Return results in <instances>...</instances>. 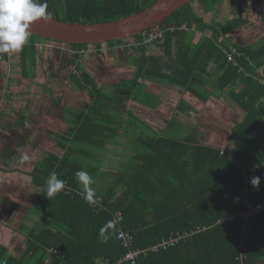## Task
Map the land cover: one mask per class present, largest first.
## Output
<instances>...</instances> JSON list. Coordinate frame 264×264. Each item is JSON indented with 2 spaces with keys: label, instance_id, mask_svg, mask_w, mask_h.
Here are the masks:
<instances>
[{
  "label": "trees",
  "instance_id": "obj_1",
  "mask_svg": "<svg viewBox=\"0 0 264 264\" xmlns=\"http://www.w3.org/2000/svg\"><path fill=\"white\" fill-rule=\"evenodd\" d=\"M156 1L47 0V11L52 18L58 17L64 22L95 25L127 18L144 11ZM224 1L193 0L172 14L166 22L178 29L174 33L168 31L165 42L167 46L173 37H180L186 54H182L185 59L178 62L180 69L176 70V76L180 77L176 79L182 78L185 83L196 84L202 73H208L209 63H217L221 90L231 87L230 100L245 112L244 120L234 129V149L228 152L200 144L193 146L190 139H187L190 144H179L163 137L141 140L142 153L137 157L143 160V167L137 174L138 179L145 182L156 180L158 183L152 181L150 188L143 189V185L137 186L134 182L117 200L113 197L99 200L95 196L96 204L88 205L80 193L72 191L79 186L74 173L84 169L82 162L75 157V149L81 146L105 148L107 142L115 139L113 132L109 131L111 129L102 122L111 120L102 111L110 106L104 103L100 89L89 82L90 75L83 69V55L79 52L91 45L65 44L31 35L17 53L22 64L18 73L22 78L42 83L36 78L38 74L41 76L38 63H45L47 58L38 61L41 58L39 54H43L38 51V43L47 48L54 47L56 65L64 60L65 64L73 65L69 82L77 91L86 92L90 100L82 109L72 110V118L67 120L70 128L64 141L59 143L61 153H48L38 161L37 174L34 175L36 185L45 186L46 178L53 171L68 183L50 200L46 197V187H43L38 201L54 224L53 228L40 233L38 242L40 240L57 249L59 258L64 257L68 264H98L100 258L107 264H118L128 252L117 240L122 230L132 235V249L144 252L137 259V264H264L260 262L264 260V211L252 214L247 221L243 218L227 221L247 211L243 207L245 200L252 206L264 203V166L257 167L264 163V86L261 85L264 80V40L256 44L257 47L238 43L230 45L233 33L249 24L242 0L235 1L237 16L224 23H208L206 16L197 17L192 8L195 3H201L210 15ZM36 2L43 3L44 0ZM262 19L264 21V17ZM155 29L168 30L160 25L146 33L108 44H119L125 40L137 42L134 49L142 48L139 50L142 53L140 68L149 70L150 62L143 53ZM191 29L202 34L208 32L211 36H203L197 45L189 46L185 35ZM193 36L191 33L190 37ZM227 50L232 54L229 58ZM60 54L64 56L61 61ZM97 116L103 119L98 121ZM26 118V114L20 113L19 124L25 126ZM148 149L151 153L149 159L160 160L162 156L170 167L162 170L159 161L157 165L149 163L146 158ZM179 150L181 155L188 152L190 158L180 161ZM254 176L260 177V185L256 188L250 183ZM134 199L145 200L153 208L147 205L140 208V203L131 202ZM246 225L249 227L245 244L248 251L242 259L238 249L239 234ZM102 227L106 228V242L99 235ZM198 228L205 230L198 231ZM164 242L169 243L166 248H160L157 253L149 251ZM31 248L35 252V245ZM40 257L45 261L43 256ZM59 258L50 264H62Z\"/></svg>",
  "mask_w": 264,
  "mask_h": 264
},
{
  "label": "crops",
  "instance_id": "obj_2",
  "mask_svg": "<svg viewBox=\"0 0 264 264\" xmlns=\"http://www.w3.org/2000/svg\"><path fill=\"white\" fill-rule=\"evenodd\" d=\"M191 33H194L193 38L190 37ZM203 36L209 38L211 34L208 32L202 34L197 29H191L187 31L185 38H188L189 46H195ZM118 41L121 40L112 42ZM108 43L88 46L79 53L83 55V69L90 75L89 82L100 89L103 101H106L104 103L110 106L102 111L110 116L111 120L106 119L102 122L107 129H111L109 131L113 132L115 139L122 136L129 148L111 139L105 148L100 147L102 150L99 153L107 152L105 157L100 158L90 155L96 150L93 147L81 146L75 149L76 155H81L85 160L81 161L83 170L95 180L92 185L95 193H101L96 195L97 199L113 197L117 200L134 182H137V186L143 185V189L150 188L152 181L158 183L156 180L145 182L138 179L137 174L143 167V160L137 157V154L142 153L141 140L163 137L172 142L186 144L189 143L187 139H190L194 142L193 146L200 144L228 152L234 149V129L237 123L244 120L245 112L230 100L231 87L221 90L216 62L209 63L208 73L206 75L202 73L199 81H195L196 84L193 85L194 82L185 83L182 78L176 79L180 77L176 76V70L180 69L178 62L185 59L182 54H186L180 37H173L167 46L165 42L160 46L147 47L143 55L149 60L150 65L149 70L143 71L140 68L142 53L139 51L142 48L134 49L137 42L125 40L114 45ZM250 45L257 47L256 44ZM38 46V51L43 53L39 54L40 59H46L47 55L56 56L54 47L47 48L46 45L39 43ZM226 54L228 58L232 55L228 50ZM18 57L17 53L6 56L0 54L1 61L5 63L14 61L15 66L21 71L22 64ZM107 62H110V65ZM95 65L97 68H92ZM110 90L117 93L116 98H112L107 93ZM132 117L141 119L142 124L138 128H134L133 123L128 121ZM97 119L99 121L103 118L97 116ZM128 139L136 140L139 146L132 147L128 144ZM30 143L33 144L31 141ZM59 151L60 148H57V151L51 154L59 155L61 153ZM167 152L169 153L168 149ZM21 155L16 156L14 164L8 166L0 164V264H50L52 260L60 257V253L44 242L40 240L38 242V237L44 229L54 227L48 211L38 205L45 186L36 185L37 180L34 175L37 174L36 165L38 161H42L43 154L37 151L33 155L28 154L30 159L26 162H21ZM150 155L148 149L146 158L149 163L154 162V165H157L159 161L162 170L170 167L164 157L161 156L160 160L149 159ZM177 155L180 156V161L190 158L188 152L181 155L180 150ZM99 159L101 161H97ZM105 171L112 174L107 177L108 181H103L101 178V173ZM149 171L153 172L150 169ZM67 184L66 182L65 186ZM99 186L107 187L106 191L98 190ZM72 191L81 193L82 188L79 185ZM131 202L140 203V208H143V205L153 208L145 200L134 199ZM247 203L250 202L243 201L244 208ZM117 240L120 242L118 238ZM32 245H35V252L32 251ZM40 256H43L45 261ZM59 260L62 264H68L64 257ZM260 262L264 263V260ZM97 263L107 264V261L100 258Z\"/></svg>",
  "mask_w": 264,
  "mask_h": 264
},
{
  "label": "rangeland",
  "instance_id": "obj_3",
  "mask_svg": "<svg viewBox=\"0 0 264 264\" xmlns=\"http://www.w3.org/2000/svg\"><path fill=\"white\" fill-rule=\"evenodd\" d=\"M235 1L225 0L210 15L201 3H195L192 8L197 17L206 16L208 23H224L228 18L237 16V4ZM242 6L249 24L233 33L230 44H259L264 40V21L262 19L264 17V0H242ZM208 15L209 17H207ZM13 57L16 58V56ZM108 57L110 58L109 55ZM62 59H64V56L60 54L59 61ZM38 61L42 62V59ZM107 64L110 65V62H107ZM38 65L41 67V76L38 74L36 78L42 83L28 80L31 84L28 83L25 86L19 85L11 88L1 84L6 77L3 75L5 73L12 74V71L17 73L18 71L13 68L12 64H0V92L1 94L5 91L11 92V94L14 92L13 95L7 97L0 95V164L4 166L14 164L16 156L25 152L27 155H33L37 151V153L43 154V157L48 153L56 152L57 148H59V143L64 141V136L67 135V131L70 128L67 120L72 118V110L82 109L89 99L86 92L77 91L76 87L69 82V74L72 72L71 66L73 65L65 64L64 60L57 66L56 56L54 55L52 57L47 55L46 62L38 63ZM92 68L97 67L95 65ZM107 93L112 98L117 97V93L114 90H110ZM9 105H13V107H8ZM116 107L119 108L118 105ZM19 113H24L27 116L25 126L20 125L19 122H16L15 125L13 123L18 119ZM128 121L133 123L134 128H138L142 124L140 122L141 119L134 117ZM115 140L119 141V145L123 144V146L129 148L124 143L125 140L122 139V136ZM128 144L132 145V147L139 146L136 140L130 141L128 139ZM101 150L97 148L90 155L99 158L105 157L107 152L99 153ZM75 157L79 161H85L81 155H76ZM95 163L99 164L98 162ZM85 168L87 169V166ZM109 176H112L109 171L101 173L103 181H108L107 177ZM97 189L106 191L107 187L99 186ZM96 195H101V193H96ZM40 211L42 212V210Z\"/></svg>",
  "mask_w": 264,
  "mask_h": 264
},
{
  "label": "clouds",
  "instance_id": "obj_4",
  "mask_svg": "<svg viewBox=\"0 0 264 264\" xmlns=\"http://www.w3.org/2000/svg\"><path fill=\"white\" fill-rule=\"evenodd\" d=\"M47 8V0H44L43 3H37L36 0H0V54L20 52L32 34L30 28L34 22H51L52 14L47 11ZM167 28L168 30H153L151 35L162 33L163 39L160 43L149 42L147 47L163 45L166 41L165 37L167 32L174 33L178 29L171 26ZM20 159L21 162H26L30 158L25 153L21 155ZM262 166H264V163L257 165V167ZM74 179L82 188L80 194L83 200L88 205H95L97 201L95 198V189L92 187L95 183L93 177L85 170H77L74 173ZM250 183L254 188L258 187L260 185V177H252ZM65 184L66 182L59 179L55 171L51 172L45 180L47 199L50 200L61 193L65 189ZM105 232L106 228L102 227L99 235L103 242H106L108 239Z\"/></svg>",
  "mask_w": 264,
  "mask_h": 264
},
{
  "label": "water",
  "instance_id": "obj_5",
  "mask_svg": "<svg viewBox=\"0 0 264 264\" xmlns=\"http://www.w3.org/2000/svg\"><path fill=\"white\" fill-rule=\"evenodd\" d=\"M193 0H157L142 12L102 24H72L52 19L49 23L34 22L31 35L65 44L95 45L124 40L160 25L169 27L166 19Z\"/></svg>",
  "mask_w": 264,
  "mask_h": 264
},
{
  "label": "built area",
  "instance_id": "obj_6",
  "mask_svg": "<svg viewBox=\"0 0 264 264\" xmlns=\"http://www.w3.org/2000/svg\"><path fill=\"white\" fill-rule=\"evenodd\" d=\"M162 39H163V34L159 33L157 35H151L148 42L160 43L162 41ZM261 85L264 86V80L261 81ZM246 209H247V211H245L244 213H242L240 215H234V216L228 218L227 221H235L237 218H243L245 221H247L252 214H257V213H260L261 211H264V203L257 204L256 206H252L251 204L247 203ZM223 223H224V221H222V224ZM200 229L201 228H198V231H200ZM243 229H244V231L241 234H239V246H238V248L242 254V259L245 257V253L248 251L247 246L245 244L248 241L247 232L249 231V227L246 225V226H244ZM203 230H205V229H201V231H203ZM118 239L122 243L123 247L125 249H128L127 254L125 255V257H123V259H121L119 261L118 264H121L124 262H130L131 264H137V259L144 252L135 251L132 249V247H131L132 246V239H133L132 235L129 232L122 230L118 233ZM168 244H169L168 242L161 243V244L157 245L156 247H153L149 251L157 253L160 248H166L168 246Z\"/></svg>",
  "mask_w": 264,
  "mask_h": 264
},
{
  "label": "flooded vegetation",
  "instance_id": "obj_7",
  "mask_svg": "<svg viewBox=\"0 0 264 264\" xmlns=\"http://www.w3.org/2000/svg\"><path fill=\"white\" fill-rule=\"evenodd\" d=\"M19 62H20V59H19ZM0 64H3V65H9V64H12V66H13V68L14 69H16L18 72H19V68L18 67H16L15 66V62H13V63H5L4 61H1L0 60ZM12 68V69H13ZM5 69H7V68H5ZM12 69H11V71H12ZM12 73V74H10V73H5L3 76H6L5 77V81H3L1 84H4V85H6L5 87H18L19 85H27L28 83L29 84H31V82H29L28 80H25V79H23L22 78V75L20 74V73ZM3 73H4V71H3ZM18 74H20L21 76H19ZM10 76V77H9ZM14 94V92H12V94H11V92H7V91H5V92H3L2 94H1V92H0V95H2L3 97H7V96H11V95H13ZM8 107H13V105H9ZM13 112V111H12ZM20 114V113H19ZM19 116V115H18ZM16 118H17V116H16ZM20 118V117H19ZM16 122H18V119L17 120H15L13 123H14V125L16 124Z\"/></svg>",
  "mask_w": 264,
  "mask_h": 264
}]
</instances>
